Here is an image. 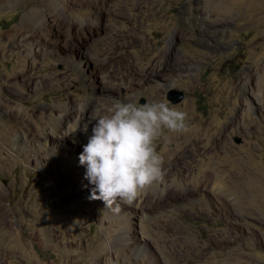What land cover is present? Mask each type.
I'll return each instance as SVG.
<instances>
[{"label": "rangeland", "instance_id": "rangeland-1", "mask_svg": "<svg viewBox=\"0 0 264 264\" xmlns=\"http://www.w3.org/2000/svg\"><path fill=\"white\" fill-rule=\"evenodd\" d=\"M143 99L187 131H161L162 179L116 211L61 159L76 119ZM0 198V264H264V0H0Z\"/></svg>", "mask_w": 264, "mask_h": 264}, {"label": "clouds", "instance_id": "clouds-1", "mask_svg": "<svg viewBox=\"0 0 264 264\" xmlns=\"http://www.w3.org/2000/svg\"><path fill=\"white\" fill-rule=\"evenodd\" d=\"M99 111V109H97ZM109 114L93 116L77 127L88 133L87 143L79 154V164L86 168L84 178L91 188L90 199L101 200L105 207L132 204L139 192L162 179V159L154 141L163 129L187 131L186 114L164 102L143 103L135 100L118 102Z\"/></svg>", "mask_w": 264, "mask_h": 264}, {"label": "bare ground", "instance_id": "bare-ground-1", "mask_svg": "<svg viewBox=\"0 0 264 264\" xmlns=\"http://www.w3.org/2000/svg\"><path fill=\"white\" fill-rule=\"evenodd\" d=\"M81 64V63H80ZM82 65V64H81ZM156 67V66H155ZM81 68H82V66H81ZM154 68V67H153ZM156 73H157V70H156ZM248 86L249 85V83L248 82H245V86ZM168 87V86H167ZM257 97H258V95H257ZM95 99V98H94ZM98 99V98H97ZM81 102V101H80ZM97 102V101H96ZM78 103V102H77ZM251 104H253V103H251ZM187 105V104H186ZM75 106V105H74ZM255 106V105H254ZM76 107V106H75ZM80 107V106H79ZM81 107H82V109L83 110H85V108H86V106L83 104V105H81ZM185 107V106H184ZM183 107V108H184ZM188 107V106H187ZM62 108L64 109V105H62ZM16 110H18L20 113H22L23 114V112H24V110L23 109H21L19 106H17L16 108H15ZM51 109V108H50ZM185 110V109H184ZM186 110H187V108H186ZM190 110V109H189ZM18 112V113H19ZM85 112V111H84ZM188 112V111H187ZM15 113H17V112H15ZM14 113V114H15ZM30 114V113H29ZM41 114H43V113H41ZM65 114V113H64ZM64 114L61 112V115H56V117L52 120V122H51V124H50V129H48L47 131H46V135L44 136L45 137V140H46V143H48V141H50L49 139H50V136H51V134H55L56 132L58 133V131L60 130V129H62L63 127L62 126H64L65 124L63 123V122H65L66 123V120H64ZM44 115H46L45 113H44ZM44 115L42 116V118H44ZM36 117H37V124L36 125H40V123H41V121H38L39 120V118H40V116H36L35 114H32L31 113V115H29V119H31L32 120V122H35L36 123ZM80 117V116H79ZM82 118V117H81ZM69 120V119H68ZM80 118H78V119H76L75 121H74V123H72L71 124V128H72V130L74 131V129L77 127V123H81L80 121ZM85 120V119H84ZM21 121V120H20ZM71 121V120H70ZM73 121V120H72ZM199 122V121H198ZM70 124V123H69ZM198 126V125H197ZM67 127V126H66ZM37 128V127H36ZM40 128V127H39ZM68 129V128H67ZM65 132V131H64ZM67 132V131H66ZM65 132V133H66ZM205 132H206V128L203 126V127H197L196 128V130H195V132H194V135H196V136H198V137H203L204 135H205ZM63 134V133H62ZM43 135V134H42ZM64 135V134H63ZM88 135H91V128L89 127V129H88V133L87 134H84V133H80L79 132V130H77V131H75L74 133H73V137L75 138L74 140V142L75 143H77V144H80V146L81 145H84V144H86L87 143V139H88ZM176 135V134H175ZM179 135V134H178ZM183 135V134H182ZM168 136V135H167ZM193 135H191V134H186V138H190V137H192ZM167 138V137H166ZM13 139H15V141H16V145L17 146H19V147H24L25 145H27V143L23 140V136H22V134H20V132L19 131H16L15 133H14V135H13ZM206 139V138H205ZM213 139V138H212ZM196 141H197V138L195 139ZM175 141H177V140H175ZM186 141V140H185ZM56 142V141H55ZM164 142H166V141H164ZM179 142H181V141H179ZM199 142V141H198ZM208 142V141H207ZM54 143V142H53ZM183 143V142H182ZM186 143V142H185ZM209 143V142H208ZM213 143V142H212ZM67 144V143H66ZM181 144V143H180ZM193 145V144H192ZM206 145V144H205ZM74 146V145H73ZM171 146V145H170ZM224 146V145H223ZM77 148H78V145H77ZM49 149H51V147L49 148ZM172 149V148H171ZM30 150V149H29ZM33 150V149H32ZM54 151V150H53ZM58 151L59 150H55V154H56V156H57V158L58 159H60V157L57 155V153H58ZM204 151V150H203ZM30 152V151H29ZM64 153H66V155L67 156H69V154H67V151H65V152H63V154ZM223 153V152H222ZM30 154V153H29ZM62 154V155H63ZM172 154V153H171ZM54 155V154H53ZM202 155V154H201ZM64 156V155H63ZM171 157V156H170ZM70 159L68 160V161H63L62 159H61V164L63 165V164H68V165H70V166H76V167H80L81 165L79 164V158L78 157H76L75 155H73V156H70L69 157ZM174 158V157H173ZM230 160H232V159H230ZM223 162V161H222ZM235 164V163H234ZM174 165V164H173ZM236 165V164H235ZM162 166V165H161ZM213 166H216V165H213ZM212 166V167H213ZM237 166H238V162H237ZM84 167V166H83ZM169 168V167H168ZM206 168H208V167H206ZM231 168V167H230ZM235 168V167H234ZM238 169V168H237ZM241 170H244V169H241ZM230 171V170H229ZM188 172V171H187ZM211 173H212V175H213V177H215L216 179L218 178V172H217V169H212V171H211ZM220 174V173H219ZM224 174V173H223ZM203 176V175H202ZM252 176V175H251ZM165 177V176H164ZM219 178H221V177H219ZM244 178V177H243ZM255 179H256V176L254 177ZM223 179V178H222ZM226 179V178H225ZM238 179V178H237ZM242 180H244V179H242ZM215 181V180H214ZM249 181H251V180H249ZM254 181V180H253ZM198 182V181H197ZM215 183H217L216 181H215ZM191 184V183H190ZM252 184V183H251ZM200 185H202V183L200 184ZM219 185V184H218ZM238 185V184H237ZM194 186V185H193ZM217 186V185H216ZM222 186H223V184H222ZM224 187V186H223ZM247 187H249V186H247ZM257 187V186H256ZM198 188H199V186H198ZM263 188V187H262ZM224 189H225V187H224ZM228 189V188H227ZM252 189V188H251ZM161 190V189H160ZM195 190V189H194ZM221 190V189H220ZM243 190V189H242ZM248 190H250V189H248ZM224 191V190H223ZM223 191H221V192H223ZM239 191V190H238ZM229 193V192H228ZM230 196V195H229ZM178 197V196H177ZM1 199V198H0ZM201 199H202V197H201ZM243 199V198H242ZM264 199V198H263ZM203 200H207V198H205V196L203 197ZM245 200V199H244ZM199 201H201V200H199ZM209 201V200H208ZM247 201V200H246ZM249 201V200H248ZM230 202V201H229ZM236 202V201H235ZM242 202V201H241ZM209 205L211 204V202H209L208 203ZM239 204V203H238ZM237 204V205H238ZM253 204H256V203H253ZM236 205V204H235ZM208 206V205H207ZM254 211V210H253ZM217 241V240H216ZM219 261V260H218ZM229 262V261H228ZM233 264V263H232Z\"/></svg>", "mask_w": 264, "mask_h": 264}, {"label": "water", "instance_id": "water-1", "mask_svg": "<svg viewBox=\"0 0 264 264\" xmlns=\"http://www.w3.org/2000/svg\"><path fill=\"white\" fill-rule=\"evenodd\" d=\"M168 97L174 103H178L179 101H181L182 99H184L185 93L183 91H180V90H173V91H171L168 94ZM142 103H146V100L143 99ZM236 140H237V142H241L242 141L240 138H237Z\"/></svg>", "mask_w": 264, "mask_h": 264}]
</instances>
